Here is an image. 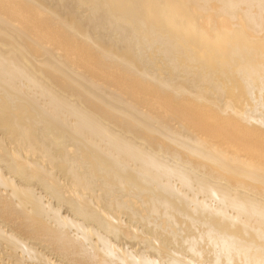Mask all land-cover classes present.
Instances as JSON below:
<instances>
[{"label": "bare ground", "instance_id": "1", "mask_svg": "<svg viewBox=\"0 0 264 264\" xmlns=\"http://www.w3.org/2000/svg\"><path fill=\"white\" fill-rule=\"evenodd\" d=\"M0 264H264V0H0Z\"/></svg>", "mask_w": 264, "mask_h": 264}, {"label": "rangeland", "instance_id": "2", "mask_svg": "<svg viewBox=\"0 0 264 264\" xmlns=\"http://www.w3.org/2000/svg\"><path fill=\"white\" fill-rule=\"evenodd\" d=\"M237 104H238L239 107L241 106V104H239V103H237Z\"/></svg>", "mask_w": 264, "mask_h": 264}]
</instances>
